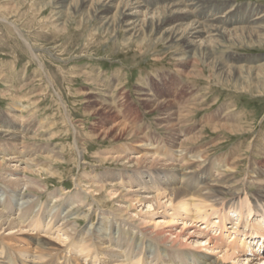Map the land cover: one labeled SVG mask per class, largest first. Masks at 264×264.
I'll list each match as a JSON object with an SVG mask.
<instances>
[{"label":"rangeland","instance_id":"obj_1","mask_svg":"<svg viewBox=\"0 0 264 264\" xmlns=\"http://www.w3.org/2000/svg\"><path fill=\"white\" fill-rule=\"evenodd\" d=\"M164 1L165 0H158L157 5H161L162 3H164ZM213 1L214 0H211V2L214 4L220 3V8L226 7L225 4L228 5L229 1V4L237 5L236 12L239 13H242V10L246 5L255 4L257 6H263L262 8H264V0ZM155 2L156 0H148L149 5L151 6H153ZM211 2L207 1L206 5L211 6ZM11 6L13 7L11 8ZM113 12L114 10H111L108 15H112ZM53 15L54 9L49 6L47 7L46 0H0V18L3 17L7 20L10 19L7 22H2L0 20V129L2 130V132H5L7 130H10L11 132L13 131V133L18 132L16 133V135H18L21 130L16 127V124L18 123L19 126L21 124L20 121L23 120L21 118L24 116V118H26L24 121V125H28L30 129L38 132L36 136H33V134H31L30 136H26V139H28L26 141V144L32 149V151H29L30 153L28 156H30L31 158H38V156H47L49 154L47 148L48 143H51V146L53 145V148L57 147L59 149V151L61 152L59 155L64 152V159L62 161H55L54 159H52L51 161L46 162L45 159L42 160L43 163L41 164L43 167L50 168L52 171L55 170L57 172L55 176L48 175L43 172L35 174V172L40 170L39 167L31 169V172H34L33 174H31V172L26 173L31 178L46 183L47 192L41 193V196L38 197L26 192L24 194V198L19 200V202L23 203L22 200L26 201L25 199L28 200L30 198L29 201L32 203V206L34 205V203H36L37 206L35 209L41 210L40 214H37V217L35 214L33 215L35 219H40H37L33 223L32 228H29L30 235L32 234L33 237L24 236L23 243L29 244V242L31 241V243L34 244L33 238L38 239L39 236L37 235H41L43 232H45V230L46 233H48V236L56 222H58V224L64 222L62 220H58L59 218H57L58 215H60V211H64V214L66 215L71 214L70 218L68 219L70 221H75L80 218V230H88L90 229V227H92V230L94 229V232L98 233L100 238L101 236L104 239L114 237L115 239L119 240V235H122L124 231H127V227H125V230H121L120 233H118L116 221H122V219L112 217V215H109V213H111L112 210L115 211L116 208L119 207L118 203H120V205L124 207L127 206L125 201L129 200V198L126 199L124 197H120V192H123V190H127L130 192V189L139 188L140 191H143L141 189L143 185L142 180L137 181L134 178V184L131 186V188L125 184L124 188H122V185L118 183L120 185L117 186L121 188L119 190L111 189L109 187V191L94 189L88 190V193L90 195H101V197L103 198L102 201L104 202V204H102V206H104V210H102L103 212H100V210L97 211L96 209L93 212H89L88 208L84 207L80 209H74L73 212L68 213V210L66 209L69 205L65 204L64 201L57 202L56 205L50 203L51 201H49V198L53 199V197L51 196H53V193H55V191L61 192V194L65 195L66 198L75 194L77 191H80V188L76 183L80 182L82 177H85L88 180L90 176L93 178V176L96 175L97 179L95 180L94 178L95 185H99L101 182L100 180H103L104 175L110 171H113L114 173H118L121 171L128 174L129 176H132V174L137 172H142L138 174L139 176L141 174H147L150 172H152V174L169 172V177L167 179L169 184L168 186H171L170 184L172 183L170 182V180H172L173 178L177 181V184H179V186H183L186 188L185 191L201 195L203 194V189L201 187L203 181L204 183H210L211 179L219 175L221 171H223V169H226L229 166L232 167L233 164V168L235 167L234 169L236 170L232 175V178L237 181L235 182L236 189L234 190L233 194H231V197H229V199L225 201V203L220 208L216 209V207L212 206V204H206V201L201 197H199L198 199H193L195 201L187 198L185 201H188L189 204L188 213L183 208H180L181 204L185 202L184 200H181L180 202L176 201L172 207L168 208L170 210V214L169 212H167L166 214L164 208L157 209L155 211L153 207L152 210H149L147 209V206L144 207L141 206V204H138V202H135L133 204L135 207L130 211V213H128V216H133V221L136 222L137 225L143 222L145 225L142 226H148L151 228L155 227L158 221L161 223L164 221H172V223L166 227L173 228L175 232H179L183 228V226H186L184 232H189L191 231V229L194 230L195 228L191 225H193L194 222H197L195 224V227L198 225L196 229L199 230L200 228L202 234H209L206 231H210L212 232L210 236H212L218 234L214 227L210 226L208 229L204 230H202V228H205L207 226V222L215 223L216 221L220 222V224H217L218 226H222L223 215L219 213L226 210L225 215H227L228 211H232L230 217H228L226 220V229L222 231V238L219 237L218 241L216 242L217 245L224 246V242L227 241L229 234H236L233 232L239 233V235L237 233L236 236L238 237V239L240 238L239 240H236L239 245H241L245 238L251 237V234L254 231L251 226L254 224L258 225V222H261V218H264V190L262 192L259 191L258 186L254 183L257 182V180L251 179V171H253V169L258 174L260 173L259 171H262V173L264 174V92H262L264 90V79L261 81V83H259L261 86H263L262 90L256 89L254 88V86H252L253 89L249 92H241L240 90L237 91L235 88L226 86L225 84H222L218 81L216 83V80L209 81L207 77L210 76L211 72L206 69L204 70L206 77L204 76L202 78H196L193 80L194 82H192L190 81V79H187V77L181 74V69L182 67H184L183 64H181L182 67L177 68L178 62L176 61L173 53H171V51L168 49V44L163 43L157 45L154 50L148 51L149 53L144 51L139 52L136 46L127 47L121 42L122 38L125 36V33L122 31H118L116 33V36L112 38V36L100 32L98 28H100L101 23L96 20L90 23L86 22L79 27L77 22L80 20V17H74V21H65V19H55ZM198 18L200 17L198 16ZM9 23H13L18 28H20V30L22 29L21 32L24 31L22 35L25 36L24 38H26L28 44L23 41V39L17 34L15 29ZM62 26L64 28H62ZM168 27L169 26H167L166 28ZM97 29L99 31H97ZM158 37L159 35H157V33H153L152 35H150V39H157ZM28 45L32 47L33 51L30 50L31 47H29ZM239 48L228 49L224 51V54L222 52L220 55H222L223 57L221 58L227 61L229 56H237L239 60L236 59L238 60V62L236 63L239 65V61H241L242 58L255 56L259 58L264 57V46H255L250 49L247 45H245ZM37 50L39 52H36ZM36 56L38 58H36ZM182 56H184V53L182 54ZM242 61H244V59ZM253 64L254 63H250L249 66H252ZM253 66H255V64ZM188 68H191V66H188ZM80 71H84L90 76L92 75V77L95 79L94 81H92L93 84L91 83V81H88L86 79V74L83 75ZM163 71L170 72V74L175 76L176 74L180 73V75H182L186 79L183 80L184 85H188V88L186 87L185 94L186 91L187 95H189L191 90L192 92L200 90L199 93L201 95L198 100L194 102H198L197 104H195L197 106V110L193 111V113L188 116V120L184 121L183 125L179 124V122L171 123V125L176 126L173 127V129L168 124H163V126H160L158 120L162 116L161 113L157 111L150 112L142 105L143 101L141 100L143 97L140 96L141 94L137 88V85L144 84V89H142L144 93L146 92L151 97L155 98L156 96L158 98L163 97L162 95L155 94L157 93V88L161 94L163 93L164 89H162L161 87L162 82L159 78H151L153 75L157 74V72L159 73ZM127 73L129 74L126 75ZM192 83H194V85ZM189 84L191 85V88ZM95 86L98 87H96L97 89L95 91L93 90V92L92 88H94ZM225 86L227 89L225 88ZM84 90L89 92L92 91V93H96V96L102 97L104 99L108 97L107 99H110L113 105H117L120 96L123 93H126L128 101L127 104L125 103V110L120 114V116L123 118L121 120L128 124L130 122H133L132 117L126 118V116L123 115L124 112L127 113L130 108H133L136 113L129 114H135L139 116L136 122L138 123L137 127H141H138V131L139 133L141 132L140 135L142 136L144 143L152 144V147L148 148V150H151L153 148L154 157L156 156L157 159H160L164 163L167 162L170 164L178 165L179 160V158L176 156V153L173 152L174 149L176 150L174 144L172 145L168 142L169 139H174L170 138V136L168 135L172 133L170 130L179 129V138L183 140L184 138H187L193 134H197L202 127L201 131H203V139L201 138L199 139L200 141L198 143L193 144L192 149L187 146L183 147V150L185 151L183 153H185L184 155H187L186 153L192 152L193 155L194 152L195 155H198L201 154L202 151L204 152V156H206L205 159L207 167L205 179L202 180L201 176L197 174L189 182H185V179L183 178L184 172H182L180 168L174 169L172 168V166L162 167L163 164L153 169L150 167L140 168L138 171L137 167H135L134 169H125L121 168V166H114V164L109 165L110 163L108 165H98L100 161L99 158L104 157L102 155L103 153H108L106 157H112V153L114 151L118 152L121 148V145H123L124 143L128 144V142H125V140L114 142L110 139H95L90 136L92 135L90 132L91 128L94 125H96V129L100 131V125L110 127L114 125L115 122H117V119H114L116 114L111 112V116L113 117V119L104 121V118L106 117H104V115L102 114L104 110H101L94 114L95 110L92 109L90 104H86V99H84V97L82 96L81 92H83ZM200 99H202L203 102ZM204 100H206V102H204ZM225 104H227L228 106H225ZM22 105H24V109ZM19 106L20 109L19 111H17ZM86 108L92 109L94 111L92 112V110H87ZM226 109L228 110V112H226ZM216 112L217 114L221 115L216 114V116H218L219 118H217L215 122L212 123V125L239 123L238 125H242L244 127L246 126L244 132L232 134L228 130H221L219 132H214L210 128L203 130V125L211 126L210 123H205L207 121L204 119L212 115L213 113V115L210 117L212 118ZM153 113H156L157 115H154ZM67 118H69V120ZM27 119L28 122L26 123ZM141 122L143 125L141 124ZM80 123L84 125L85 128L82 127ZM78 125H80L81 127ZM50 130L53 131L52 134H54V139L48 141L43 137V134L48 131V136H50ZM64 130L65 132H62ZM77 131L79 133L76 135ZM83 132L86 133V136ZM91 139L94 141H92ZM0 144H6L4 146L7 147V144L11 143L7 139L0 138ZM6 147L2 148L0 146V156H2L3 154H14L15 156L18 155L15 154L13 150L9 151L8 149L10 147ZM190 149L193 151H191ZM259 149H262L263 151ZM128 150V156H131L133 158L138 155H143V151L137 148L135 144L133 146V149ZM251 150L253 151L250 152ZM23 153L25 154L26 152L23 151ZM188 156H191V153ZM239 156L240 158H243L240 159L238 158ZM185 157L186 156H184V158ZM14 159L15 161L20 160V158ZM173 159L175 160V162ZM231 161L233 164L231 163ZM182 162L183 168L188 169L190 167L186 161ZM184 162L187 164H185ZM238 164L239 166H237ZM21 166L24 168V165ZM10 172H13V169L4 168L3 172L0 173V178H11L10 176H8ZM208 172L209 175H207ZM18 173L23 175L25 171L19 168ZM228 175L229 174H224L221 179H223L224 177H228ZM99 178L101 179L99 180ZM111 179L116 180L117 178L105 177V183H110ZM152 185L154 186L155 193L150 192V196H155L156 194H162L163 196H165V194H163V192H165L163 189L166 186L162 184V182H159L158 178L152 177ZM246 185L248 186L245 187ZM80 187L84 190L83 185ZM9 189L10 188H8L7 195L11 197ZM0 191V194L5 197L1 198V200H6L5 203L8 204L7 202L10 197L8 198L7 196H5V190ZM260 192L263 194V196ZM50 194L52 195L50 196ZM145 194L149 196V194ZM233 195L237 196L236 200H232ZM90 202L91 200H88L86 204ZM163 202L164 201H160V204H162ZM28 205L29 204H26L24 209H26ZM175 207L176 212L174 216L176 217L173 221L169 219L170 216L168 215H171V210H173ZM249 210H251L252 212V216L250 219H248L247 217ZM50 211H52L51 214L54 212L55 213L51 215ZM5 212H14V217L11 216L10 218H15V214L18 211L15 212V210L13 211V208L11 210L10 207H6ZM235 214L237 217L234 216ZM87 215H89V217ZM75 217H77V219ZM108 217L112 221H110ZM239 217L242 219H240ZM49 219H53V223L47 227L46 224ZM237 220L238 222H236ZM38 223H40V225L43 227V230L41 232H39L40 229L36 228V225ZM103 223L106 224L104 225ZM92 224H94V226ZM243 235L247 237L242 238ZM131 236H133V234ZM229 239L230 240H228V242L231 240H235L234 238L232 239V237H230ZM69 241L70 240H67V242ZM76 242L78 241L72 242L70 245L67 243L63 244L61 248L64 251L61 250V253L58 252L57 255L60 254V256H62L63 254H65L67 256V261L60 260L58 262H55L54 264L79 263L80 260L77 256H84V252H82L79 248V244L78 249H76L75 252L72 251V246ZM147 242L149 243L148 240ZM147 242L146 244H144V246L142 243L139 244V247L143 246L142 249H144V247L147 248L148 253L152 257V259H149L148 262H150V260H153L152 264H156L157 261H159L158 264H165L162 261V254H164V256L170 255L177 264L192 263L191 260H188L189 258L187 259L185 257H179L178 259H175L176 256L179 255L177 253L175 255H172L173 252H171V254L165 253L161 245L158 251L154 254L153 245H157V243L151 242V244H148ZM245 242L246 246L249 247V238ZM129 243L132 244L133 242L129 241ZM116 244L117 243L111 245L117 247ZM29 248L30 250H32V245L29 246ZM192 248L197 249L194 246H192ZM8 249L18 253L14 256H18L21 259L19 250L13 247H8ZM118 249L121 250L119 247ZM191 252L196 253L195 251ZM203 252L214 260L215 258H222L221 254L217 253L216 256L214 252L207 250V248H203ZM256 252L257 251H255V253ZM30 253L33 252L30 251ZM245 253L246 252H244V256L243 254H239L238 256H243L242 258L249 257ZM31 258L33 259V257H22V259L24 260L23 264H33L35 260H32ZM3 260L8 261L6 256H3ZM238 260L241 261L240 264H245V261H243L244 259ZM128 262L129 264H131L133 262H136V260L129 261L128 259ZM44 263L47 264V262H42V264ZM252 263L263 264V262H259L257 260L253 261ZM34 264H37V261H35ZM225 264H233V262L227 261L225 262Z\"/></svg>","mask_w":264,"mask_h":264},{"label":"bare ground","instance_id":"obj_2","mask_svg":"<svg viewBox=\"0 0 264 264\" xmlns=\"http://www.w3.org/2000/svg\"><path fill=\"white\" fill-rule=\"evenodd\" d=\"M46 1H47V7L49 6L54 9L53 17L55 19H65V21H71V20L74 21V17L75 18L80 17V20L77 22L79 27L86 22L90 23L96 20L99 23H101L100 28H98L101 33L110 35L113 38L116 36V33L118 31H122L125 33V36L122 38L121 42L127 47L136 46L139 52L140 51L142 52L152 51L156 48L157 45H160L163 43L168 44L169 45L168 49L171 51V53H173L176 61L178 62L177 68L182 67L181 64H183L184 67H182L181 69V74L187 77V79H190V81L192 82H194L193 80L196 78L204 77L205 76L204 70L207 69L211 72L210 76L207 77L209 81L216 80V83L218 81L222 84H225L226 86H231L235 88L237 91L240 90L241 92H249L250 90L253 89L252 86H254V88L256 89H261V90L263 88V86H261L259 83H261V81L264 79V57L259 58L255 56V57L242 58V60L244 59V61L242 60L239 61V65H238L236 63L239 60L237 56H229L228 60L225 61L223 58H221L223 56L220 55L222 52L224 54V51L228 49H236V48H239L245 45H247L250 49L255 46H258V47L264 46V8H262L263 6L261 7L255 4L246 5L244 6L242 13H239V12H236L237 6H235L234 4H229V1H228V5L225 4L226 7L224 8H220V5H221L220 3L214 4L211 2V0H165L164 3H162L161 5H157L158 0H156L153 6L149 5L148 0H46ZM207 1H210L212 5L207 6L206 5ZM13 6H11V8ZM111 10H114L113 14L108 15L111 12ZM198 16L200 18H198ZM0 20L2 22H7L10 19L7 20L6 18L2 17L0 18ZM9 24H11V26L15 29V31L23 39V41H25L28 44V41L26 40V38H24L25 36L22 35L24 31L21 32L22 29L20 30V28H18L13 23H9ZM167 26L169 27L166 28ZM62 28L64 27L62 26ZM98 29L97 31H99ZM153 33H157L159 37L157 39H150V35H152ZM30 50L33 51L32 47ZM36 52H39V51L37 50ZM183 53H184V56H182ZM36 58L38 57L36 56ZM250 63H254L255 66H253L254 64L252 66H249ZM188 66H191V68H188ZM81 73L83 75L86 74V79L88 81H91V83L93 84L92 81H94L95 79L92 77V75L90 76L84 71ZM128 74L129 73H127L126 75ZM151 78L153 79L159 78L160 81L162 82L161 87L162 89H164L163 93L161 94L157 88V93L155 94L162 95L163 97L158 98L156 95H155L156 98L151 97L146 92L145 93L143 92L142 89H144L143 88L144 84L137 85L138 91L141 94L140 96L143 97L141 100L143 101L142 105L146 109H148L150 112L157 111L161 113L162 116L158 120V122L160 123V126H163V124H166V125L168 124L173 129V127H176V126L171 125V123L179 122V124L183 125L184 121L188 120V116H190V114H192L193 111L197 110L196 108L197 106L195 104H197L198 102L196 103L194 102L197 101L198 98L201 96L199 93L200 90L196 92H192L191 90L189 95H187V91H186V94H185V90H186V87L188 88V85L187 86L184 85L183 80H186V79L182 75H180V73L176 74L175 76V75L170 74V72H165V71L159 72V73L157 72V74L153 75ZM95 83H98V82H95ZM192 84L194 85V83ZM98 86H95L94 88H92V91L93 90L95 91L97 89L96 87ZM190 88H191V85H190ZM86 90H84L81 93L84 99H86L85 100L86 104H90L92 109L95 110L94 114H96L97 112L101 110H104L102 112L104 117L106 116L104 118V121H109L113 119V117L111 116V112L116 114L114 119H117V122H115L114 125L110 127H105L103 124H102L103 126L100 125L101 127L100 131H98V129H96L97 126L94 125L90 131L93 136L92 135L90 136L95 139H102V140L110 139L111 141H114V142L115 141L120 142L122 140L123 141L125 140V142H128V144L124 143L123 145H121V148L119 149L118 152L114 151L112 153L113 155L112 157H106L108 153H103L102 155L104 157L99 158L100 161L98 165L100 166L108 165L110 163L109 165L114 164V166H118V167L121 166V168H125V169H129V168L134 169L135 167H137L138 168L137 171H138L140 168L150 167L153 169L163 164L162 167L172 166V168L174 169L180 168V170L184 172L183 178L185 179V182H189L197 174L201 176L202 180L205 179L207 167H206V159H205L206 156H204V152L202 151V153L198 155H195L193 152V155H192V152L187 151L189 149L188 148L186 150L188 152L186 153L187 155H184L185 153H183L185 152L183 150V147L187 146L192 149L193 144L198 143L200 141L199 139L203 137L202 136L203 131H201L202 127L200 128V131L197 134H193L187 138H184L183 140L179 138V135H178L179 129L170 130L172 133L168 135L170 136V138H174V139L173 140L169 139L168 142L172 145L174 144V147L176 148V150L174 149L173 152L176 153V156L179 158V160H178V165L170 164L167 162L164 163L160 159H157L156 156H155L156 158L154 157L153 148L151 150L150 149L148 150V148L152 147V144L144 143V140L142 139V136L140 135L141 132L139 133L138 131V127L140 126L137 127L138 123L136 122L139 116L135 114H131V115L129 114V113H136V111H134L133 108H130L129 111L126 110L127 113L124 112L123 114L124 116H126V118L132 117L133 122H130L128 124L121 120L123 118L120 116V114L123 113L122 111L125 110V105L127 104V101H128L126 93H123L120 96L117 105H113L111 100L107 99L108 97L105 98L106 99L105 100L102 97L96 96L95 95L96 93H92V91L89 92ZM262 92H264V90ZM200 100L202 101V99ZM134 102H137V101H134ZM204 102H206V100H204ZM205 104H208V103H205ZM226 105L227 104H225V106ZM23 106L24 105H22V107ZM19 109H20V106L17 109V111H19ZM86 109L92 110L88 108ZM94 110H92V112ZM226 112H228V110ZM216 114L217 112L212 117L213 119L210 118L213 115V113L212 115L204 119L207 121L205 123H210L211 126L203 125V130L207 128L212 129L214 132H219L221 130H228L232 134L244 132V129L246 126L244 127L242 125H238L239 123L237 124H233V123L226 124L225 123V124L212 125V123H214L215 120L219 118L218 116H216ZM217 115H221V114H217ZM224 118H225V115H224ZM21 119H23L22 121H20L21 124L19 126H18V123L16 124V127L21 130V132L18 135H16V133L18 132L13 133V131L11 132L10 130L2 132V130L0 129V138L7 139L11 143V144H7V147L4 146L6 144H0V146L2 148L10 147L8 149L9 151L13 150L15 154H18L17 156H15L14 154H11V155L3 154L2 156H0V173L3 172L4 168L13 169V172H10L8 174V176H10L11 178H7V177L0 178V190H5L6 192L5 196L9 198L10 196L7 195L8 188L12 189V190L9 189L11 197L8 199V202H7L8 204L5 203L6 200L5 201L1 200V198H5V197L0 194V264H12V263L19 264V261L22 259V257H27V258L33 257V259L37 261V264H42V262H47V264H54L55 262H58L60 260L67 261V256L65 254H63L65 256L63 255L60 256V254L57 255V253L58 252L61 253V250H62L61 246L63 244L67 243L70 245L72 242H75V241H78V242L73 244L72 251L75 252L76 249H78V244H79V248L81 249L82 252H84V256H77L80 260V262L77 264H85V263H88V264H105V263L129 264L128 259L129 261L136 260V262H133L131 264H149V263L152 264L153 260H150V262H148V260L152 259V257L148 253L147 248L144 247V249H142L144 244H146L147 240L149 241L150 244L151 242L157 243V245L156 244L153 245L154 254L158 251L161 245L165 253L171 254V252H173L172 255H175L177 253L179 256H176V258L174 257L175 259H178L179 257H185L187 259L189 258L188 260L192 261L191 264H225V262L227 261H231L233 262V264H240L241 261L238 260L240 259L238 255L242 254V252L244 253V250L246 249V248L244 249V247L246 246L245 241H247L248 238L251 240V238L254 235H257L258 238L264 241V218H261V222H258V225L254 224L251 226L252 229L254 230L253 233L251 234V237L245 238L244 241L241 243V245H239L238 242H236V240L238 239V237H236L238 232H233L236 234L234 235H232V233L229 234L227 241L224 242L225 243L224 246H218L216 243L218 241V238H215L214 236H210L209 234H202L200 231V228L199 230L196 229L198 225L195 227V224L197 222H194L193 225L189 224L195 228L194 230L191 229V231L189 232L188 231L184 232V229L186 226H183V228L179 232H175L173 228L166 227L169 224H171L172 221L170 222L164 221L162 223L158 221L156 223V226L151 228L148 226L147 227L142 226V225H145L143 222L137 225V223L133 221V216H130V217L128 216V213H130V211L135 207L133 205L135 202L136 203L138 202V204H141V206H144V207L147 206V209L149 210H152L153 207L155 211L157 209L164 208L166 214L167 212L170 211L168 208L172 207L176 201L178 202H180L181 200L185 201L187 198H190L191 200H193V199H198L199 197H201L203 200L206 201L205 202L206 204L208 205L212 204V206H215L216 209L220 208L225 203V201H227L229 197H231V194H233L234 190L236 189L235 182L237 181H235L232 178V175L235 173L236 169H234L235 167L233 168L234 164L231 161L233 166L232 167L229 166L228 168L223 169V171H221L219 175L211 179L210 183H204V181L202 182L201 187L203 189V194L201 195H197V194H193V193H189L185 191L186 188L183 186H179V184H177V181L173 178L172 180H170V182L172 183L170 184L171 186H168L169 184H168L167 179L169 177V174H168L169 172H161V173H156V174H152V172H150L147 174H141L140 176L138 174L142 172H137V173L132 174V176H129L128 174L123 173L121 171L118 173H114L113 171H110L104 175L103 180H100L101 178H99V180L101 181L100 184L98 183L99 185H95V180L97 179L96 175L93 176V178L89 175L90 177L88 180L85 177H82L80 182L78 183L75 182L77 186L80 188L79 189L80 191H77L75 194L67 198L65 195L61 194V192L55 191V193H53V196H51L52 194H50V196L53 197V199L49 198V201H51L50 203L56 205L57 202L64 201L65 204L69 205L66 209L68 210V213L73 212L74 209H80L84 207H87L89 212H93L95 209L97 211L100 210L101 212L102 210H104V206H102V204H104V202L102 201L103 198L101 197V195H90L88 193V190L94 189V190L109 191L108 187L111 189L119 190L121 188L117 185H120V184L122 185V188H124V184L131 188V186L134 184V178L137 181L142 180L143 185L141 189L144 192L140 191L139 188L130 189V192L127 190H123V192H120V197H124L126 199L129 198V200L125 201L127 206L124 207L120 205V203H118L119 207L116 208L115 211L112 210V212L109 213V215L111 214L112 217H117L118 219L119 218L122 219V221H116L117 232L120 233L121 230H125V227H127V231H124L122 235H119L120 236L119 240L115 239L114 237H109L108 239H104L101 236L100 238L98 233L94 232V229L92 230V227H90V229L88 230H80V225H79L80 218L77 219V217H75L77 220L70 221L68 219L70 218L71 214L66 215L64 214V211L63 212L60 211L59 212L60 215H58L57 218H59L58 220H62L64 222H61L59 224L58 222H56L54 224L53 229L50 231V234L48 235L51 237L47 236L48 233H46V230H45V232L42 233L43 236L42 234L41 235L39 234L37 235L39 236L38 239L33 238L34 244H32L31 241L29 242V244H24L23 237L32 236V234L30 235L29 228L30 227L32 228L33 223L37 219L38 220L40 219V218L35 219L33 215L35 214L37 217V214H40L41 210L35 209L37 206L36 203H34V205L32 206V203L29 201L30 198L28 200L25 199L26 201L22 200L23 203L19 202V200L24 198V194L26 192L32 195H35L37 197L41 196V193L47 192L46 183H43L40 180L31 178L26 173L31 172L32 168L39 167L40 170L35 172V174H38L39 172H43L48 175L55 176L57 172L55 170L52 171L50 168L43 167L41 164L43 163L42 160L45 159L46 162L51 161L52 159H54L55 161H62L64 159L63 157L64 152H62V154L59 155L61 153L59 149L57 147L53 148V145L51 146V143H48L47 148H48L49 154L47 156H38V158H31L30 156H28L30 153L29 151L30 150L32 151V149L26 144V141L28 140L26 139V136H30L31 134H33V136H36L38 132L30 129L28 125L26 126L24 125L25 124L24 121L26 119L24 118V116ZM67 119L69 120V118ZM27 122H28V119L26 120V123ZM80 125L84 127V125H82L81 123ZM62 132H65V130ZM50 133H51L50 136H48L49 134L48 131L43 134V137L48 141L54 139V134H52L53 131L50 130ZM78 133L79 132L77 131L76 135ZM84 134L86 136V133ZM134 144L137 148L143 151V155L141 156L138 155L134 158L131 156H128L127 151H129L128 149L130 150L133 149ZM262 149H259V150H262ZM23 151H25L26 153L24 154ZM43 151H46V150H43ZM252 151L253 150H251L250 152ZM190 153H191V156H188ZM184 156L186 157L184 158ZM14 158H20V160L15 161ZM238 158H240V156ZM182 161H186L189 164L190 169L183 168ZM21 165H24V168ZM237 166H239V164ZM19 168L25 171L23 175L18 173ZM259 172L260 173L258 174L253 169V171H251L252 176L251 175L250 176H251V179L257 180V182H254V183L258 186L259 191L262 192L264 190V174L262 173V171H259ZM33 173L34 172H31V174ZM224 174H229V175L228 177H224L223 179H221ZM207 175H209V172ZM105 177L107 178L116 177L117 179L116 180L111 179V182L107 184L105 183ZM152 177L158 178L159 182H162V184L166 186L163 189L165 191L163 192L165 196H163L162 194H156L155 196H150V192L155 193L154 186L152 185ZM241 177H244V176H241ZM82 185H83L84 190L81 189L80 187ZM247 186L248 185H246L245 187ZM124 192H126L127 194ZM145 193L149 194V196L146 195ZM232 198H233L232 200H236L237 196L233 195ZM88 200H91V202L86 204ZM160 201H164V202L160 204ZM147 203H150L151 205ZM26 204H29V205L26 209H24ZM6 207H10L11 210L13 208V211L15 210V212L18 211L15 214V218H10L11 216L14 217L13 216L14 212H11V213L5 212ZM180 208L181 209L183 208L188 213L189 212L188 201H185L184 203H182ZM52 211H50V214ZM171 211H172L171 215H168V216H170L169 218L170 220L174 221L176 217L174 216L176 212V207ZM231 212L232 211H228L227 215H225L226 210L224 212L222 211L221 213H219L223 215L222 226L217 225V224H220L219 221H216L215 223L207 222V226L205 228H202V230L208 229L210 226H212L216 229V232L219 233V236L222 238L221 232L226 229V220L228 217H230ZM251 213H252L251 210H249V213L247 215L248 219L251 218L252 216ZM89 215L87 216L89 217ZM234 216H236V214ZM236 222H238V220ZM52 223H53V219H49L47 221L46 226L48 227ZM92 225L94 226V224ZM36 228L40 229L39 232L43 230V227L40 225V223L36 225ZM166 228H169V229H166ZM132 234L133 236H131ZM230 237H232V239L233 238L235 239L236 237V239L234 241L231 240L228 242V240H230L229 239ZM243 237H247V236L243 235L242 238ZM67 240H70V241L67 242ZM129 241H132L133 243L130 244L131 242L129 243ZM115 243H117L116 244L117 247L112 246ZM141 243L143 244V246L139 247V244ZM15 245H19V246H15ZM31 245H32V248H31L32 250H30L29 248V246ZM192 246L196 247L197 249L192 248ZM8 247H13L19 250L21 259L18 256L15 257L14 255L18 253L8 249ZM118 247L121 250H119ZM203 248H207V250L214 252L216 256H217V253L221 254L222 258L221 259L215 258L214 260L213 258L204 254ZM30 251L33 253H30ZM191 251H195L196 253L191 252ZM251 252L254 253L255 251L252 250ZM3 256H6L8 261L1 260V258L3 259ZM235 256H238L239 258L237 257L238 258L237 259L235 258ZM262 256H264V253ZM256 260L258 261L259 258L258 257H254V258L246 257L244 258L243 261H245V264H253L252 262ZM162 261L165 264L166 263L177 264L170 255L164 256V254H162ZM259 261H264V257L261 258ZM158 263L159 261H157L156 264Z\"/></svg>","mask_w":264,"mask_h":264}]
</instances>
